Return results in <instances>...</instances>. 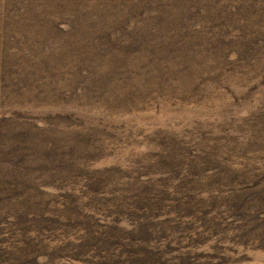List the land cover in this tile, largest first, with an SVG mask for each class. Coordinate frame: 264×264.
<instances>
[{"label": "rangeland", "instance_id": "374dc122", "mask_svg": "<svg viewBox=\"0 0 264 264\" xmlns=\"http://www.w3.org/2000/svg\"><path fill=\"white\" fill-rule=\"evenodd\" d=\"M0 264H264V0H0Z\"/></svg>", "mask_w": 264, "mask_h": 264}]
</instances>
